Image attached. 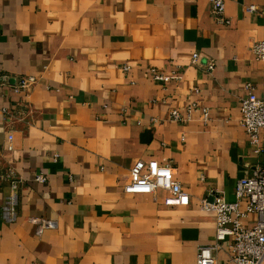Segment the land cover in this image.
<instances>
[{"label":"crops","instance_id":"0c3cea01","mask_svg":"<svg viewBox=\"0 0 264 264\" xmlns=\"http://www.w3.org/2000/svg\"><path fill=\"white\" fill-rule=\"evenodd\" d=\"M226 14L217 21L210 0H0V264H196L216 243L202 200L235 201L264 163L241 108L249 85L262 93L264 0H228ZM23 77L36 82L16 92ZM153 159L173 166L188 205L125 192ZM34 218L56 226L40 234Z\"/></svg>","mask_w":264,"mask_h":264},{"label":"built area","instance_id":"2783aa9c","mask_svg":"<svg viewBox=\"0 0 264 264\" xmlns=\"http://www.w3.org/2000/svg\"><path fill=\"white\" fill-rule=\"evenodd\" d=\"M228 0H210L212 13L215 19L221 23L230 24L226 14ZM256 10L255 6L247 7V11ZM253 51L261 60L264 59V42H256ZM209 68H213L210 65ZM155 77L164 79V75L155 71ZM35 77H23L15 84L16 92H28L35 84ZM0 83V96L2 86ZM248 96L242 99V125L250 136L251 143L255 146V152L263 155L262 134L264 133V78L262 80V93L258 94L251 85ZM4 114H10L8 108H3ZM192 108L190 113H192ZM205 119L210 115L209 111H203ZM171 118L175 121L185 122L188 117L183 116L178 109L171 111ZM263 148V149H262ZM11 181L12 191L8 196L3 212L7 219H15L16 205L18 203V190L21 180L13 169L7 173ZM43 175L38 177L44 181ZM127 193H155L165 190L169 195L165 199L167 205H188L190 195L184 190L182 184L175 178L174 168L170 163H160L158 160H139L131 169L130 180L124 188ZM202 208L214 211L217 215V241L213 245H203L198 250L196 264H218L217 252L225 248L228 243L229 252L224 264H264V163L254 169L251 175L238 180L236 187V200L230 202L222 194H212L202 200ZM250 215L256 216V222L250 226L244 223V219ZM38 224L39 233L45 229L54 228L55 221L34 218ZM227 248V247H226Z\"/></svg>","mask_w":264,"mask_h":264}]
</instances>
